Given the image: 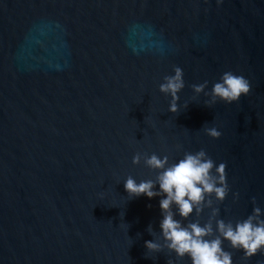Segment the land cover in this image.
I'll return each instance as SVG.
<instances>
[{
  "label": "water",
  "instance_id": "1",
  "mask_svg": "<svg viewBox=\"0 0 264 264\" xmlns=\"http://www.w3.org/2000/svg\"><path fill=\"white\" fill-rule=\"evenodd\" d=\"M177 66L171 113L159 86ZM227 71L250 92L206 107L192 85L210 93ZM201 149L226 164L227 197H208L217 219H264V0H0V264H192L146 249L163 244V197L131 198L124 182L155 180L145 155ZM222 247L264 264V249Z\"/></svg>",
  "mask_w": 264,
  "mask_h": 264
},
{
  "label": "clouds",
  "instance_id": "2",
  "mask_svg": "<svg viewBox=\"0 0 264 264\" xmlns=\"http://www.w3.org/2000/svg\"><path fill=\"white\" fill-rule=\"evenodd\" d=\"M173 70L174 75L165 76L159 90L171 96L169 112L177 113L178 93L185 87V83L183 70L178 66ZM207 84L208 82L205 81L202 84L192 85V88L197 95L204 93L205 96L210 97L204 101V105L209 108L218 100L228 104L237 102L241 95L250 92L249 81L231 71L223 73L220 81L214 83L210 93L205 92ZM204 131L214 139L221 136L214 127H206ZM140 161L141 154H135L132 163L139 164ZM144 163L148 168L157 170L155 180H141L137 183L129 176L124 182V187L131 198L142 194L150 199L163 197L159 201L163 244L153 240L145 241V247L149 252H160L166 248L169 252H175L178 259L187 255L192 264H232V254L224 251L222 247L224 240L229 241L233 249H242L245 258H250L264 249V219H261L259 207H254L251 215L242 221H237L235 225L231 221L217 219L219 209L212 207L214 201L208 197L214 195L216 202H223L227 197L230 189L226 180L225 163L216 166L204 149L196 153L185 152L182 159L171 164L168 156L160 158L153 153L144 156ZM157 184L159 191L154 190ZM234 198H238V193L234 194ZM173 206L176 211H173ZM205 207L212 208V212L203 226L199 220L184 225L181 220L175 219L176 215L187 219L194 211L199 217ZM213 221L216 225L215 231ZM147 230L151 234V225ZM167 264L174 262L169 259Z\"/></svg>",
  "mask_w": 264,
  "mask_h": 264
}]
</instances>
